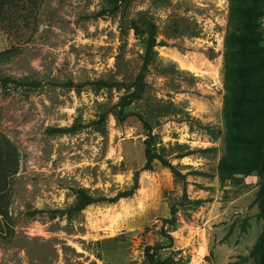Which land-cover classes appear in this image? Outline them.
Wrapping results in <instances>:
<instances>
[{
	"label": "rangeland",
	"instance_id": "374dc122",
	"mask_svg": "<svg viewBox=\"0 0 264 264\" xmlns=\"http://www.w3.org/2000/svg\"><path fill=\"white\" fill-rule=\"evenodd\" d=\"M0 3V53L10 51L0 62V77L38 84L0 87V143L6 149L0 264H149L146 249L155 246L166 247L157 258L180 264H260L264 174L221 178L232 134L260 129L229 113L230 0ZM259 8L264 11V3ZM253 21L264 36V15ZM150 23L157 29V62L146 74L143 99L123 109L127 117L119 120L122 99L133 89L95 83L136 81L147 46L142 33L148 35ZM69 82L88 84L80 89ZM158 103L177 108L153 135L155 148L179 175L160 162L143 170L148 133L138 115ZM101 116L99 132L92 123ZM75 123L85 128L66 135L50 131ZM78 188L98 198L134 192L76 217L55 215L73 205Z\"/></svg>",
	"mask_w": 264,
	"mask_h": 264
},
{
	"label": "trees",
	"instance_id": "16d2710c",
	"mask_svg": "<svg viewBox=\"0 0 264 264\" xmlns=\"http://www.w3.org/2000/svg\"><path fill=\"white\" fill-rule=\"evenodd\" d=\"M254 1L256 4H253ZM118 3V0H116ZM264 3V0H230V22L231 29L226 37V52H225V72H226V88L227 100L232 104L229 113L238 118L237 121L252 124L260 129L255 131L250 136H244L241 133H234L230 137V154L228 158L222 160L221 178L224 180L231 174L243 172L251 173L258 171L261 175L264 174V36L261 30H256L258 25L253 21L254 18H259L264 15V11L259 7ZM3 3H0L2 7ZM240 26V29L239 27ZM148 35L143 32L142 35L146 40V51L143 58L142 73L138 76L135 82L124 84L119 82H106L103 80L97 81L95 85L98 87L116 88L123 87L127 90H132L123 97L121 102L122 109L117 114V119L121 120L127 115L123 109L131 106L135 102L143 99L146 91V74L149 68L153 67L157 62V29L155 24H148ZM134 29L138 33V28L134 25ZM10 51L0 53V62L4 56ZM161 69L160 67H158ZM162 71H169V68H164ZM263 74L259 82L248 80V75ZM85 84L75 85L69 82L67 85L71 88H82ZM8 85L19 87H38L37 83L15 81L10 78L0 77V87L4 88ZM257 91L258 93H255ZM255 93V94H254ZM177 108L173 104L158 103L154 109H151L149 114L143 116L138 115L140 121L148 133V139L145 142V159L146 163L143 167L145 171H151L155 162H160L163 166L169 167L175 174L179 175L175 167L164 157L162 152L155 148V139L153 130L160 125L161 119L166 118L172 113H175ZM105 116H101L98 121L92 123V126L97 131L103 130ZM85 128L83 124H73L71 127H61L50 129L51 133L60 135L76 134ZM184 147V146H179ZM6 149L0 143V163L6 164L3 160ZM192 152H181L178 158H184L191 155ZM240 155V156H239ZM75 202L66 210L55 211V215L69 216V218L79 216L88 207L100 203L110 202L115 203L121 199L130 198L133 195L134 188L118 194L114 198H98L92 195L86 188H78L73 190ZM261 193L264 195V184L261 188ZM260 213L264 218V198L260 202ZM4 216L3 207L0 205V229L1 216ZM165 223H168L166 220ZM171 238V236H168ZM166 247L155 246L146 249V255L149 264H180L172 257L157 258L156 254ZM260 264H264V234L262 235L259 245Z\"/></svg>",
	"mask_w": 264,
	"mask_h": 264
}]
</instances>
